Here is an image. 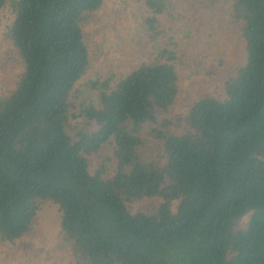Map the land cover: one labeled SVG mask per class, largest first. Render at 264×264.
Masks as SVG:
<instances>
[{
    "label": "trees",
    "instance_id": "16d2710c",
    "mask_svg": "<svg viewBox=\"0 0 264 264\" xmlns=\"http://www.w3.org/2000/svg\"><path fill=\"white\" fill-rule=\"evenodd\" d=\"M144 1L146 59L88 79L85 25L104 0H0L24 64L0 96V241L26 238L51 202L70 264H264V0H201L168 28V0ZM218 41L243 54L221 58ZM202 46L222 94L174 119Z\"/></svg>",
    "mask_w": 264,
    "mask_h": 264
},
{
    "label": "rangeland",
    "instance_id": "374dc122",
    "mask_svg": "<svg viewBox=\"0 0 264 264\" xmlns=\"http://www.w3.org/2000/svg\"><path fill=\"white\" fill-rule=\"evenodd\" d=\"M168 2L171 8L165 15L166 28L178 23V15L183 8L193 10L195 15L201 14V0H168ZM146 15L144 0H104L101 9L85 25L86 40L92 53V62L86 78L97 77L96 74L108 75L111 72L127 71L136 67L144 58L146 59L144 52L152 50L144 23ZM0 18L3 21L0 26V96H2L16 86L24 72V64L12 41L5 34L4 24L9 23L8 17L2 14ZM210 19L208 18V21ZM170 34H175V39L179 38V29L170 30ZM218 43L221 58L226 56L228 60L239 59L238 55L243 50L240 42L236 47L229 41H225V44L223 41ZM199 56H202L201 65L193 74L196 72L202 74L201 86L197 87L196 91L190 78L182 81L180 96L170 111L174 119L185 112V107L197 95L220 96L222 94L217 86L218 83L215 82L219 76L210 74L206 78L203 71V69L209 70L210 65H217L214 50L211 47L202 46ZM205 82H209L210 85H205ZM153 148L146 153L148 158H153ZM110 150L111 147H108L106 151L95 155L92 163L98 164ZM157 205V199H152L132 203L130 207L134 210L152 212ZM60 229L58 206L51 202H43L31 234L16 244L0 241V264H70L71 253L60 241Z\"/></svg>",
    "mask_w": 264,
    "mask_h": 264
}]
</instances>
